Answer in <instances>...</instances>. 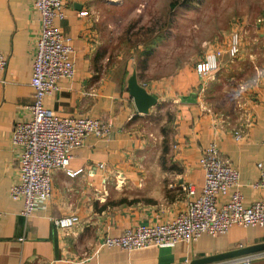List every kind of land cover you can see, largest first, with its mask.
<instances>
[{"label":"crops","instance_id":"1","mask_svg":"<svg viewBox=\"0 0 264 264\" xmlns=\"http://www.w3.org/2000/svg\"><path fill=\"white\" fill-rule=\"evenodd\" d=\"M62 1L64 18L53 26L72 49L74 76L58 80L43 104L60 117L110 120L112 126L105 139L89 136L71 151L66 169L52 174L49 202L22 217L21 202L8 196L17 169L9 138L16 121L27 118L25 107L32 100L31 52L39 22L27 0H0V53L6 59L0 73V264H189L264 244V228L232 226L224 235L169 248L122 251L102 246L104 237L168 222L184 210L202 187L197 161L209 144L236 170L244 206L264 199V190L254 187L258 165L264 170V71L258 81L246 84H233L232 75L224 78L220 71L213 79L199 77L191 67L160 81L137 79L157 98L140 115L122 79L127 68L106 63L99 50L92 1ZM82 11L85 16L78 15ZM207 78L234 91L229 105L205 99L213 92ZM164 107L168 118L157 122L152 114ZM234 132L243 138L235 141ZM166 133L173 144L168 150L172 163L161 164L159 149L147 144ZM224 201L217 199L218 204ZM68 215H76L78 224L66 231L54 229L52 220ZM259 253L212 264H264Z\"/></svg>","mask_w":264,"mask_h":264},{"label":"built area","instance_id":"2","mask_svg":"<svg viewBox=\"0 0 264 264\" xmlns=\"http://www.w3.org/2000/svg\"><path fill=\"white\" fill-rule=\"evenodd\" d=\"M30 9L38 15L39 33L32 45V62L29 87L32 100L25 107L26 119H18L13 126L9 149L17 165L8 196L21 202V216L30 214L46 205L50 200L52 174L64 170L71 158V151L79 148L84 139L92 136L105 139L112 126L110 120L60 117L47 109L43 101L56 90L58 80H71L74 66L72 49L58 29L54 20L64 18L62 0H27ZM85 16L86 12H79ZM238 37H230V55L237 53ZM219 52L212 53L194 65V72L205 77L216 70ZM6 67V59L0 53V73ZM242 133L234 132V140L242 139ZM203 173V183L197 196L187 190L191 197L185 209L170 221L155 225L142 224L124 229L115 237H104L102 246L106 249L135 251L146 248H169L178 243L191 244L201 236L224 235L232 227L264 228V199L259 198L244 206L239 192L238 174L227 160L222 159L213 144H209L198 158ZM102 168L101 165H98ZM259 179L256 189L264 190V170L258 165ZM76 173H71L75 175ZM225 197L222 204L217 199ZM76 215L52 220L56 230L66 231L77 225ZM264 257V251L257 254Z\"/></svg>","mask_w":264,"mask_h":264},{"label":"rangeland","instance_id":"3","mask_svg":"<svg viewBox=\"0 0 264 264\" xmlns=\"http://www.w3.org/2000/svg\"><path fill=\"white\" fill-rule=\"evenodd\" d=\"M91 1L98 25L99 50L105 54L106 63L127 68L126 79L134 72L136 80L160 81L193 68L215 52L221 55L219 64L204 78H212L220 71L224 78L231 74L233 84H246L258 81L263 74L264 0ZM232 34L238 37V47L237 53L230 55ZM144 49L151 50L148 56L142 55ZM208 78L207 86L212 83L213 92L205 99L215 98L213 102L218 106L229 105L234 91ZM167 114L164 107L152 115L162 122ZM157 138V143H148L147 148L159 149L161 164L172 163L169 135L160 134ZM151 157L154 158H148Z\"/></svg>","mask_w":264,"mask_h":264},{"label":"water","instance_id":"4","mask_svg":"<svg viewBox=\"0 0 264 264\" xmlns=\"http://www.w3.org/2000/svg\"><path fill=\"white\" fill-rule=\"evenodd\" d=\"M126 91L131 98L135 111L140 115H145L148 110L156 104L157 98L148 94L140 85H138L134 72L126 79ZM264 251V244L239 249L220 255L193 260L189 264H212L219 261L232 259L239 256L249 255Z\"/></svg>","mask_w":264,"mask_h":264},{"label":"trees","instance_id":"5","mask_svg":"<svg viewBox=\"0 0 264 264\" xmlns=\"http://www.w3.org/2000/svg\"><path fill=\"white\" fill-rule=\"evenodd\" d=\"M172 6H173V3H171L170 5H169V8H172ZM150 52H151V50L150 49H144V51L142 52V55L143 56H148L149 54H150ZM193 70H194V66H193ZM127 71H125L124 72V75H123V81L125 80V78H126V76H127V73H126ZM195 73V72H194Z\"/></svg>","mask_w":264,"mask_h":264}]
</instances>
